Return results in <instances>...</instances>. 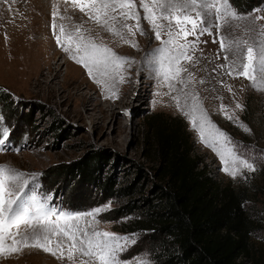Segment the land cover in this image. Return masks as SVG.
Segmentation results:
<instances>
[{
    "label": "rangeland",
    "instance_id": "obj_1",
    "mask_svg": "<svg viewBox=\"0 0 264 264\" xmlns=\"http://www.w3.org/2000/svg\"><path fill=\"white\" fill-rule=\"evenodd\" d=\"M133 2L140 21L128 20L127 24L133 26L132 32H128L119 29V24L114 22L103 27L79 10L81 6L90 7L91 0H0V136L4 130L8 133L7 140L0 146V166L23 174L16 185H9L16 194L12 198L17 199L18 204L27 203L30 208L34 203H42L49 208L80 214L75 222L89 232L133 238L117 253V264H162V253L157 250L161 241H152L160 238L158 232L147 231L145 224L137 222L145 219L149 207L145 199L157 202L156 191L166 186L160 172L163 162L151 137L150 122L155 117L177 119L187 131L188 149L198 164L221 189L239 196L242 209L255 224L249 242L250 254L242 256L241 260L246 264H264V78L257 73L256 87H253L244 76L228 74L229 65L224 57L230 54L220 51L219 40V37H228L241 42L239 55L241 61L246 62L247 47L258 50L264 42V0L243 9L228 0L231 8L245 19L233 20L231 26L222 22L219 29L212 28V35L197 34L198 39L191 34L186 40L181 37L179 44L194 43L196 47L189 48L187 58L177 65L180 75L170 81L171 84L158 75L156 62L157 50L168 39L167 32H162L161 40L157 41L144 19L140 0ZM145 3L152 6L151 0ZM54 10L57 13L55 25L64 24L72 33L71 42L65 39L62 43H67L68 47L72 43L77 48L82 37L96 47L123 51L131 63L137 58L143 71L142 82H147L149 75L160 79L149 85L153 98L146 100V93L142 92L132 107L118 108L115 116L109 117L98 109L85 110L74 92L68 95L59 86L57 93L49 89L47 83L52 79L44 75L48 67L60 66V83L68 71L73 80L79 71L77 63L55 40H51L38 57L34 31L44 24L53 25ZM205 19L206 23L212 22L215 10ZM158 22L167 24V21ZM137 27H142L145 34L141 35ZM117 31L122 32L123 38L115 34ZM213 39L217 42L213 43ZM140 43L147 45L144 52L141 51L145 46L135 51ZM128 46L134 50L130 52ZM174 47L169 46L170 50ZM127 64L130 63L123 65ZM166 87L181 88L180 94L191 103L188 112L180 111L172 101L152 107ZM107 104L112 103L107 101ZM193 121L207 125L202 130L209 142L218 141L215 151L202 142ZM226 141H230L231 146ZM233 148L255 170L234 163ZM217 152L224 155L227 165ZM95 153L104 156V161L98 164L101 171L96 184L62 172V168L91 158ZM226 166L228 172L235 175L226 173L223 170ZM131 185H135L131 195L127 193L133 190L119 192ZM33 196L35 202L30 199ZM87 213L97 215H85ZM52 221L55 223L56 218ZM36 231L39 232V228ZM21 232L31 236L33 229L21 226ZM56 239L52 238L50 248L55 247ZM172 243L166 242L171 246L170 254ZM68 254L67 248L54 256L40 247L24 246L17 253L0 255V264H62L61 260L68 259ZM72 255L69 264H75L78 258L74 250Z\"/></svg>",
    "mask_w": 264,
    "mask_h": 264
},
{
    "label": "snow or ice",
    "instance_id": "obj_2",
    "mask_svg": "<svg viewBox=\"0 0 264 264\" xmlns=\"http://www.w3.org/2000/svg\"><path fill=\"white\" fill-rule=\"evenodd\" d=\"M151 7L145 0H140V7L144 11V19L150 24L154 38L161 40L162 32H167L168 39L163 41L164 46L157 50L156 62L159 65L158 75L165 81L175 80L180 75L181 69L177 67L182 59L187 58L189 48L195 49L194 43L179 44L181 37L185 40L191 34H209L212 35V28L219 29L223 25L231 26V21L237 19H245L231 8L228 0H151ZM215 10V19L206 23V16H211L212 10ZM81 12H86L90 19L107 27L109 22L118 23L120 29H127L132 32V27L127 21L134 19L140 20V16L135 11L133 0H91V6H81ZM94 10V11H93ZM158 13V15H157ZM57 13L53 12V29H55V17ZM158 21H167V24ZM175 24V30L173 29ZM190 25V27H188ZM61 32L64 27L61 26ZM111 30V29H109ZM136 30L144 35L142 27ZM123 38L122 32L115 33ZM55 35V32H54ZM65 38L70 42L72 33H66ZM198 39V36H197ZM220 51L227 52L224 59L228 67V74L244 76L252 82L256 87L257 73L264 78V42L260 43L257 49L247 47L246 55L242 62L239 55L241 42L229 40L228 37H219ZM80 44L77 46V54L70 55V58L77 63H83V66L91 75L93 68L103 67L107 72L109 68L115 71L117 68L126 63H131L127 58H122L113 53L110 49L96 47L91 42H85L80 38ZM217 40L213 39V43ZM235 44V48L233 45ZM57 45L62 47L65 52H70V48L63 45L59 37H57ZM169 46H175L174 49ZM83 50L85 56L79 58L78 53ZM219 55V53L217 54ZM223 68L224 65H221ZM261 90V89H257ZM240 107V105H237ZM207 125H198L193 121V128L200 132L202 142L206 146L216 150L218 141L209 142L204 135L203 127ZM219 135L226 134L219 132ZM8 133L4 130L0 136V146L7 140ZM230 145V141H226ZM223 164L227 165L228 161L224 155L217 152ZM233 162L238 165H246L249 170H255L251 163L241 158L235 153L234 148L231 153ZM230 175L235 173L228 172V167L223 169ZM23 174L15 172L0 166V255H9L19 252L24 246H36L42 248L45 252H51L57 255V252L68 249V259H73V250L80 258H87L85 264H93V260H98V264H117V253L123 251L128 245L131 237H121L108 232L92 231L89 232L75 221L79 220L80 214L64 212L59 209L49 208L40 203L29 207L27 203H17V199L12 197L16 195L9 189V185H16L17 181ZM35 178V174L33 175ZM23 187H21V194ZM35 202V197H30ZM85 215H97L96 213H87ZM56 218L53 223L52 218ZM64 221V223H60ZM21 226H27L33 229L32 235L21 232ZM39 228V232L36 229ZM57 237L55 247L50 248L48 245L52 243V238ZM11 241V243H8Z\"/></svg>",
    "mask_w": 264,
    "mask_h": 264
},
{
    "label": "trees",
    "instance_id": "obj_3",
    "mask_svg": "<svg viewBox=\"0 0 264 264\" xmlns=\"http://www.w3.org/2000/svg\"><path fill=\"white\" fill-rule=\"evenodd\" d=\"M233 1L243 9L254 7L259 0ZM157 118L150 122L149 129L163 162L160 172L166 186L156 191L157 202L145 199L149 207L145 219L137 223L145 224L147 231L158 232L160 238L152 241H161L157 250L162 253V264H246L241 258L250 254L255 224L242 209L239 196L221 189L198 164L188 149L190 139L182 123ZM102 161L103 154L95 153L62 168V172L96 184ZM135 185L119 192L133 190L127 193L131 195ZM167 240L173 242L171 254Z\"/></svg>",
    "mask_w": 264,
    "mask_h": 264
},
{
    "label": "bare ground",
    "instance_id": "obj_4",
    "mask_svg": "<svg viewBox=\"0 0 264 264\" xmlns=\"http://www.w3.org/2000/svg\"><path fill=\"white\" fill-rule=\"evenodd\" d=\"M61 26L64 27V32H61L60 30ZM69 32H71V29L65 28L64 24H60V23L55 27V29H53L52 24L49 25L44 24L40 27H37L34 31V41L36 46L38 47V57H41L43 55L44 47L48 48V46L50 45L49 42H51V40L52 41L55 40L57 43V37H59L62 43L66 39L65 38L66 33ZM128 38L129 37H127V39ZM150 40L151 38L148 41L150 42ZM62 44L67 46V43H62ZM143 46H145V48H143ZM128 47L130 52L134 50L132 46H128ZM146 47H147L146 43H140L135 47V51L139 52L140 49L143 48L141 52H144ZM69 48H70V52H68L69 53L68 57L70 58V55L77 54L76 51L77 48H75V45H73L72 43L69 46ZM108 49H110L113 53H115L119 57L128 59L127 57L128 54L123 53V51H119L117 49L115 50L113 48H108ZM78 56L81 59L84 58L85 53L83 52L82 49L78 53ZM77 65L79 66V71L77 72L76 78L73 80L71 73L68 71L66 75L63 77V82L61 83H60V78H61L60 66L48 67V72H44V75L47 79H52V80L51 82L47 83V87L56 93L60 91V89L57 88L58 86L61 89H64V91L68 93V95H73L74 92L76 97L81 101V105L85 110H87L89 107L95 110L98 109L102 113L107 114V116L109 117L115 116L118 108L125 109L132 107L134 102L141 96L142 92L146 93V100L152 99L153 96L149 94V90H150L149 85L152 82H157V80H160L157 77L153 78L152 75L151 76L149 75L147 77L148 81L142 82L141 78L143 71L140 67L137 58H134L133 62L130 64L120 66L115 71H113L111 68H109L107 72L104 71L103 67L93 68L91 75L89 74L88 70L83 66V63H77ZM131 78H134V81H131ZM168 83L171 84V82ZM122 86H124V88L121 89L120 87ZM181 92L182 90L179 87H177L176 90H173L171 88L167 89V87L166 89L164 88V90H162V96L160 95L154 100V102L152 103V107L156 108L160 104L168 105L172 101V103L178 105L180 111L188 112L189 108H191V103L190 101H188L186 96H184V94L183 95L180 94ZM117 95L119 96L117 97ZM107 101H110L112 104L108 105ZM86 260H87L86 257L82 259L78 256V258H76L74 262L75 264H85ZM61 261L62 264L64 262H67V264H69L68 262L70 260L64 257ZM93 264H98V260L94 259ZM136 264H142V263H136Z\"/></svg>",
    "mask_w": 264,
    "mask_h": 264
}]
</instances>
